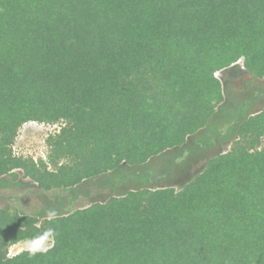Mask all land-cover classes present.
Returning <instances> with one entry per match:
<instances>
[{
  "label": "trees",
  "instance_id": "obj_1",
  "mask_svg": "<svg viewBox=\"0 0 264 264\" xmlns=\"http://www.w3.org/2000/svg\"><path fill=\"white\" fill-rule=\"evenodd\" d=\"M239 60L264 76V0H0V178L66 191L179 147ZM30 122L62 124L47 162L13 152ZM237 135L179 189L42 219L0 208V264H264V108Z\"/></svg>",
  "mask_w": 264,
  "mask_h": 264
},
{
  "label": "rangeland",
  "instance_id": "obj_2",
  "mask_svg": "<svg viewBox=\"0 0 264 264\" xmlns=\"http://www.w3.org/2000/svg\"><path fill=\"white\" fill-rule=\"evenodd\" d=\"M215 75L221 83L223 101L208 124L188 136L181 146L168 149L142 165L121 164L113 171L66 191L40 192L33 182L23 177L21 170H16V181L10 176L0 178V208L42 219L104 202L129 191L183 187L211 158L229 151L239 138V125L264 108V76H250L241 60ZM60 126L62 124H24L17 132L13 152L36 162H47L45 139ZM262 142L264 144V137ZM52 243L51 238L19 242L8 249V256L24 250L46 251Z\"/></svg>",
  "mask_w": 264,
  "mask_h": 264
},
{
  "label": "bare ground",
  "instance_id": "obj_3",
  "mask_svg": "<svg viewBox=\"0 0 264 264\" xmlns=\"http://www.w3.org/2000/svg\"><path fill=\"white\" fill-rule=\"evenodd\" d=\"M33 124V123H32Z\"/></svg>",
  "mask_w": 264,
  "mask_h": 264
}]
</instances>
